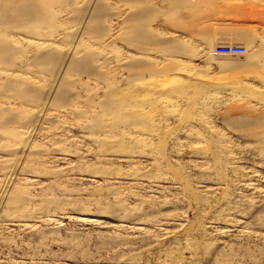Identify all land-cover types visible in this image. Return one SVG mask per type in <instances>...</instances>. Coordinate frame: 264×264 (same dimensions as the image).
<instances>
[{"label":"rangeland","instance_id":"rangeland-1","mask_svg":"<svg viewBox=\"0 0 264 264\" xmlns=\"http://www.w3.org/2000/svg\"><path fill=\"white\" fill-rule=\"evenodd\" d=\"M0 264H264V0H0Z\"/></svg>","mask_w":264,"mask_h":264},{"label":"built area","instance_id":"built-area-1","mask_svg":"<svg viewBox=\"0 0 264 264\" xmlns=\"http://www.w3.org/2000/svg\"><path fill=\"white\" fill-rule=\"evenodd\" d=\"M247 53L246 48H242V47H233L230 48L228 46H218L215 50H214V55L215 56H219V55H245Z\"/></svg>","mask_w":264,"mask_h":264},{"label":"bare ground","instance_id":"bare-ground-1","mask_svg":"<svg viewBox=\"0 0 264 264\" xmlns=\"http://www.w3.org/2000/svg\"><path fill=\"white\" fill-rule=\"evenodd\" d=\"M5 1H7V0H5ZM9 1H11L12 3H16V2H20L21 0H9ZM5 5V6H4ZM2 7H1V9L3 10H5L6 11V13L8 12V9L6 8V4H4ZM15 8H11V9H9L10 10V12H12V11H15V12H17V13H22L23 14V11H22V8L20 7V5H15L14 6ZM25 12V11H24ZM31 14V13H30ZM32 15V14H31ZM225 37V36H224ZM226 39V38H225ZM242 48H244V47H242ZM245 49V48H244ZM238 55H241V54H238Z\"/></svg>","mask_w":264,"mask_h":264}]
</instances>
